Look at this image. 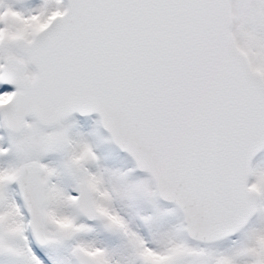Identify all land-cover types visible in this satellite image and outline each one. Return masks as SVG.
Returning a JSON list of instances; mask_svg holds the SVG:
<instances>
[{"label": "snow or ice", "instance_id": "snow-or-ice-1", "mask_svg": "<svg viewBox=\"0 0 264 264\" xmlns=\"http://www.w3.org/2000/svg\"><path fill=\"white\" fill-rule=\"evenodd\" d=\"M0 264H264V0H0Z\"/></svg>", "mask_w": 264, "mask_h": 264}]
</instances>
